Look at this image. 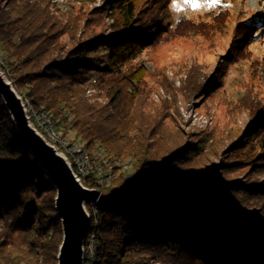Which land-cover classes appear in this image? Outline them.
I'll return each mask as SVG.
<instances>
[{
    "label": "trees",
    "instance_id": "trees-1",
    "mask_svg": "<svg viewBox=\"0 0 264 264\" xmlns=\"http://www.w3.org/2000/svg\"><path fill=\"white\" fill-rule=\"evenodd\" d=\"M1 1L0 69L33 111L51 112L88 149L98 143L110 156L134 159L132 172H118L101 191L114 203H96L85 241L94 238V264H264V220L257 225L252 211H264V121L209 169L191 165L187 145L153 148L154 122L137 120L141 106L132 103L145 72L122 68L157 41V32L169 31L171 0H102L111 7L112 32L90 27L103 22L95 11L83 20V38L76 37L81 18L58 22L49 0H4L6 9ZM99 51L105 66L92 55ZM92 71L101 77L104 104L85 97ZM54 197L0 98V264H56L61 224Z\"/></svg>",
    "mask_w": 264,
    "mask_h": 264
},
{
    "label": "rangeland",
    "instance_id": "rangeland-1",
    "mask_svg": "<svg viewBox=\"0 0 264 264\" xmlns=\"http://www.w3.org/2000/svg\"><path fill=\"white\" fill-rule=\"evenodd\" d=\"M105 3L49 0L47 10L62 24H68L74 17L81 18L76 37L83 38L80 34L83 20L96 16L95 11H102L103 22L100 27L94 28L95 23L90 27L104 34L112 32L109 17L112 11ZM195 3L197 7L193 8L190 0H171L173 24L169 31L157 32V41L122 71L145 72V77L137 83L138 100L132 104L141 106L138 122L150 121L156 126L151 146L163 150L187 145L191 165L206 163L210 169L226 159L224 154L246 136L255 121L258 124L264 121V0H195ZM1 7L6 9L4 0ZM61 41L70 46L67 34L61 36ZM104 53L92 55L105 66ZM1 62L4 60L0 53ZM0 71L22 97L10 80L11 75L3 69ZM90 73L85 81V97L89 103L104 104L106 99L98 91L101 77L94 71ZM71 134L79 137L73 128ZM191 148L194 152H188ZM119 160L129 162L124 173L133 171L132 157ZM252 211L254 221L260 224L264 211L258 207ZM92 214L91 221L95 218L93 211ZM87 244H84V264H88ZM151 264L158 263L151 261Z\"/></svg>",
    "mask_w": 264,
    "mask_h": 264
},
{
    "label": "water",
    "instance_id": "water-1",
    "mask_svg": "<svg viewBox=\"0 0 264 264\" xmlns=\"http://www.w3.org/2000/svg\"><path fill=\"white\" fill-rule=\"evenodd\" d=\"M0 98L19 141L32 156V164L40 167L55 191L54 209L62 230L56 264H84V244L92 229L86 204H110L114 199L86 188L76 179L68 159L35 129L22 97L1 71Z\"/></svg>",
    "mask_w": 264,
    "mask_h": 264
},
{
    "label": "bare ground",
    "instance_id": "bare-ground-1",
    "mask_svg": "<svg viewBox=\"0 0 264 264\" xmlns=\"http://www.w3.org/2000/svg\"><path fill=\"white\" fill-rule=\"evenodd\" d=\"M26 110L35 129L68 159L74 176L86 188L97 189L101 192L111 185L118 172L128 169L129 162L110 156L98 143L88 149L85 142L71 134L72 128L70 126L64 128L63 123L55 120L51 112L47 110L35 112L28 103ZM90 181L95 184L96 188L86 186V183ZM89 208L95 216L96 202L91 203ZM93 241L94 238L91 236L85 246L89 251L88 264H93Z\"/></svg>",
    "mask_w": 264,
    "mask_h": 264
},
{
    "label": "snow or ice",
    "instance_id": "snow-or-ice-1",
    "mask_svg": "<svg viewBox=\"0 0 264 264\" xmlns=\"http://www.w3.org/2000/svg\"><path fill=\"white\" fill-rule=\"evenodd\" d=\"M191 4H192V7L193 8H196L197 7V4L195 3V0H190Z\"/></svg>",
    "mask_w": 264,
    "mask_h": 264
},
{
    "label": "built area",
    "instance_id": "built-area-1",
    "mask_svg": "<svg viewBox=\"0 0 264 264\" xmlns=\"http://www.w3.org/2000/svg\"><path fill=\"white\" fill-rule=\"evenodd\" d=\"M82 172H83V170H82Z\"/></svg>",
    "mask_w": 264,
    "mask_h": 264
}]
</instances>
